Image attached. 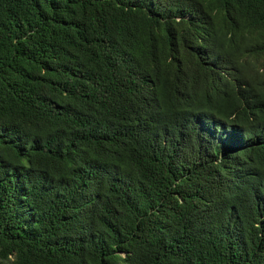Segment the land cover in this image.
Listing matches in <instances>:
<instances>
[{
	"label": "trees",
	"instance_id": "16d2710c",
	"mask_svg": "<svg viewBox=\"0 0 264 264\" xmlns=\"http://www.w3.org/2000/svg\"><path fill=\"white\" fill-rule=\"evenodd\" d=\"M0 264H264V0H0Z\"/></svg>",
	"mask_w": 264,
	"mask_h": 264
}]
</instances>
